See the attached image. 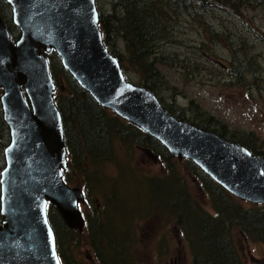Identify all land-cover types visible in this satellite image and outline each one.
<instances>
[{
    "label": "trees",
    "instance_id": "obj_1",
    "mask_svg": "<svg viewBox=\"0 0 264 264\" xmlns=\"http://www.w3.org/2000/svg\"><path fill=\"white\" fill-rule=\"evenodd\" d=\"M209 1L234 16L255 3L253 0H114L112 11L106 13L98 8L96 0L103 42L117 58L123 74L129 70L125 65L127 62L139 75L138 84L156 97L158 88L165 86L163 68L176 69L183 81L191 75V71H199L203 62H215L209 44L224 45L233 59L226 71L223 70L224 75L220 74L216 80L225 79L243 85L246 72L253 73L256 67L254 65L244 71L240 61L235 64L238 45H234L229 34L219 33L203 20L202 17L214 12ZM115 7L118 13L113 11ZM182 16L197 18L206 44L192 46L175 35L181 28ZM2 18L10 37L16 40L19 30L13 25L11 17ZM248 32L252 33L254 29L250 28ZM118 41L123 43L126 59L117 50ZM165 45H174L179 50L192 49L193 59L176 51H167ZM46 57L56 87L55 103L61 114L68 153L69 168L63 179L67 184L84 190L82 203L90 202V209L80 208L85 221L81 231L67 228L56 209L48 207V219L55 233L62 264H135V254L130 251L133 227L136 220L151 216L172 222L192 253V264H245L237 249L238 236L264 245V206L251 204L246 207L194 163L185 160L187 169L196 179L197 190L209 202L214 215L204 210L188 188L186 175L177 168L175 159L159 142L97 104L61 66L55 53ZM250 58L245 54L248 66H251ZM194 108L196 111L191 117L187 115V109L174 111L164 107L175 118L264 157V143L254 135L229 130L197 105ZM8 144L9 130L3 121L0 105V172L5 164L3 150ZM141 151L155 156L162 163L164 172L162 169L157 174L143 173L141 162L136 158L137 152ZM106 167L111 168L114 174L108 176ZM122 176L132 179L136 205L129 209L121 201V206L112 205L113 212L109 206L111 191L116 189L119 198L123 199L116 185ZM147 186L149 194L157 197L156 202H149L146 196L139 197L140 193H145ZM172 196L177 202L171 205L170 210L163 209ZM109 209L113 212L112 216ZM82 239L90 250L89 261L81 260L76 253ZM114 240L117 242L114 243Z\"/></svg>",
    "mask_w": 264,
    "mask_h": 264
},
{
    "label": "water",
    "instance_id": "obj_2",
    "mask_svg": "<svg viewBox=\"0 0 264 264\" xmlns=\"http://www.w3.org/2000/svg\"><path fill=\"white\" fill-rule=\"evenodd\" d=\"M19 37L0 17V105L9 130L0 172V264H62L48 219L53 206L81 231L84 192L63 180L64 126L45 54L101 107L191 161L235 198L264 206V157L170 115L148 89L129 82L104 45L96 0H6Z\"/></svg>",
    "mask_w": 264,
    "mask_h": 264
},
{
    "label": "rangeland",
    "instance_id": "obj_3",
    "mask_svg": "<svg viewBox=\"0 0 264 264\" xmlns=\"http://www.w3.org/2000/svg\"><path fill=\"white\" fill-rule=\"evenodd\" d=\"M253 1L255 2L254 5L244 8L238 16L230 15L227 10L217 7V5L209 1L214 12L212 15L202 17L205 22L219 33L229 34L228 37H232L234 45H238L239 48L235 49V64L240 61L244 71L248 67H254L255 65L256 68L253 73L246 72V82L243 85L227 82L225 79L223 81L216 80L220 74L224 75L223 70L226 71V67H229L233 59L231 53L224 45L209 44V49L214 54L215 62H203L199 71H191L190 78L188 76L183 81L180 79L176 69L163 68L162 75L164 76L163 82H165V86L158 88L156 94L164 107L174 111L179 108L187 109V115L192 117L196 111L194 105H197L207 114L224 123L229 130L251 133L259 142L264 143V0ZM113 2L114 0H97L98 8L106 13L110 12L112 11L111 3ZM0 11L3 12L4 17L9 16V9L3 5L0 6ZM113 11L118 13L117 7ZM181 22L179 33H175L177 37L192 46H198L202 43L206 44L204 33L200 29L196 17L182 16ZM221 22L223 23L222 26ZM250 28H253L254 32H248ZM242 44L246 47H243ZM165 46L167 51H176L185 57L189 56L193 59L192 49L182 48L179 50L174 45ZM117 50L126 59L122 41H118ZM245 54L251 57L249 64L251 66H248ZM125 65L129 69L124 74L125 78L129 82L141 86L138 84L139 75L127 62H125ZM0 92L2 93L1 90ZM136 158L138 162H141L143 173L157 174L162 169L164 172V168L161 166L162 163L150 152H137ZM175 161L177 168L183 175H186L185 179L188 188L195 199L203 205L204 210L214 215L209 202L204 200V196L197 190L196 179L187 169L185 159L175 158ZM106 173L108 176L114 174L113 170L107 167ZM68 185L78 187L73 184ZM116 185L123 199L119 198L117 190L113 188L109 200L110 209L114 212L112 205L121 206V201H124L129 209L134 207L136 201L134 199L135 189L132 185V179L128 180L122 176ZM144 196L147 197L149 202L157 201L156 196L149 194L148 186L144 194H139L140 198ZM169 199V204L165 207L162 206L163 209L170 210L171 205L177 202L174 196ZM94 200L99 202L96 199ZM242 202L246 207L251 205L247 202ZM89 204V201L81 203L80 208L90 209ZM110 209L109 214L112 216L113 212ZM159 210L160 208L158 207ZM133 228L132 234L134 238L131 239L130 251L135 254V264H192V253L180 232L172 225V222L165 219L159 220L157 217L151 216L136 220ZM115 242L117 241L114 240ZM236 245L245 264H264V245L262 243H252L244 237L238 236ZM76 253L79 254L81 260L88 259L89 261L90 250L83 239Z\"/></svg>",
    "mask_w": 264,
    "mask_h": 264
},
{
    "label": "flooded vegetation",
    "instance_id": "obj_4",
    "mask_svg": "<svg viewBox=\"0 0 264 264\" xmlns=\"http://www.w3.org/2000/svg\"><path fill=\"white\" fill-rule=\"evenodd\" d=\"M4 3H6L7 5H6V7L8 6L9 8V16L8 17H11V19H12V11H11V7H10V5L7 3V1L6 0H4V2L3 1H0V6H2ZM5 7V6H4ZM0 17L2 18V17H4V15H3V12H1L0 11ZM2 20L4 21V19L2 18ZM4 23H5V21H4ZM6 24V23H5ZM6 27H7V25H6ZM7 29H8V27H7ZM9 30V29H8ZM9 32V31H8ZM10 34V33H9ZM12 39V38H11ZM15 40L14 39H12V42H14Z\"/></svg>",
    "mask_w": 264,
    "mask_h": 264
},
{
    "label": "bare ground",
    "instance_id": "obj_5",
    "mask_svg": "<svg viewBox=\"0 0 264 264\" xmlns=\"http://www.w3.org/2000/svg\"><path fill=\"white\" fill-rule=\"evenodd\" d=\"M108 51H109V50H108ZM109 52H110V51H109ZM110 54H111V53H110ZM111 55H112V54H111ZM112 56H113V55H112ZM113 57H115V56H113ZM115 58H116V57H115ZM116 59H117V58H116ZM117 61H118V60H117ZM66 151H67V150H66ZM67 162H68V153H67ZM68 168H69V167L67 166V170L63 172V175H64L65 172L68 171ZM63 180H64V179H63Z\"/></svg>",
    "mask_w": 264,
    "mask_h": 264
}]
</instances>
